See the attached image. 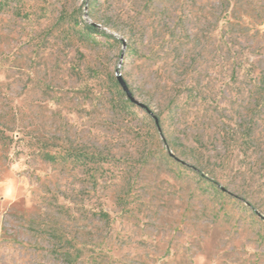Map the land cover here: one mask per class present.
Masks as SVG:
<instances>
[{
    "label": "rangeland",
    "instance_id": "rangeland-1",
    "mask_svg": "<svg viewBox=\"0 0 264 264\" xmlns=\"http://www.w3.org/2000/svg\"><path fill=\"white\" fill-rule=\"evenodd\" d=\"M0 264H264V0H0Z\"/></svg>",
    "mask_w": 264,
    "mask_h": 264
},
{
    "label": "trees",
    "instance_id": "trees-1",
    "mask_svg": "<svg viewBox=\"0 0 264 264\" xmlns=\"http://www.w3.org/2000/svg\"><path fill=\"white\" fill-rule=\"evenodd\" d=\"M84 29L86 30V34L88 35V36H92V35H98V34H102V35H105V33L104 32H102L100 29H99V27L97 26V25H95V24H85L84 23ZM108 37H110V38H112V39H115L113 36H108ZM117 41V40H116ZM111 82H112V85L114 86V87H116V89L118 88H120L121 90H122V88L120 87V85H119V83H118V81H117V78H116V80L115 79H112L111 80ZM122 92H123V90H122ZM120 92V96L121 97H123V94L125 95V97H126V94L123 92ZM127 98V97H126ZM127 100L128 101H130L128 98H127ZM121 105L123 106V107H126L127 106V101H125V100H123V98H121ZM131 102V101H130ZM132 103V102H131ZM145 110H147V109H145ZM148 111V110H147ZM156 120L158 121V123H156ZM155 123H156V125H157V127H158V129H159V131H160V123H159V120L158 119H156L155 118ZM101 217L106 221V222H108L109 221V219H110V216L107 214V213H102L101 214Z\"/></svg>",
    "mask_w": 264,
    "mask_h": 264
},
{
    "label": "water",
    "instance_id": "water-1",
    "mask_svg": "<svg viewBox=\"0 0 264 264\" xmlns=\"http://www.w3.org/2000/svg\"><path fill=\"white\" fill-rule=\"evenodd\" d=\"M117 81L122 88L123 92L126 94V97L135 105L141 107L142 109H147L146 106L142 103H140L134 96L133 93L130 91L129 86L127 85L126 81L123 79L122 75L117 72L116 74ZM156 123L158 121L156 120Z\"/></svg>",
    "mask_w": 264,
    "mask_h": 264
}]
</instances>
